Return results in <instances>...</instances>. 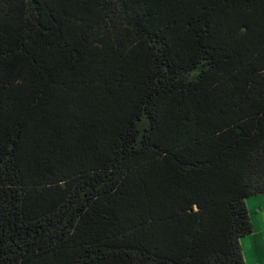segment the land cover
I'll return each instance as SVG.
<instances>
[{"label":"trees","instance_id":"obj_1","mask_svg":"<svg viewBox=\"0 0 264 264\" xmlns=\"http://www.w3.org/2000/svg\"><path fill=\"white\" fill-rule=\"evenodd\" d=\"M264 194V0H0V264H246Z\"/></svg>","mask_w":264,"mask_h":264},{"label":"rangeland","instance_id":"obj_2","mask_svg":"<svg viewBox=\"0 0 264 264\" xmlns=\"http://www.w3.org/2000/svg\"><path fill=\"white\" fill-rule=\"evenodd\" d=\"M254 231L241 240L246 264H264V194L247 200Z\"/></svg>","mask_w":264,"mask_h":264}]
</instances>
